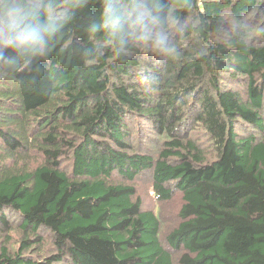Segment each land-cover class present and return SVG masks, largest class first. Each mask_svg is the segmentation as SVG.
I'll list each match as a JSON object with an SVG mask.
<instances>
[{"label":"trees","instance_id":"trees-1","mask_svg":"<svg viewBox=\"0 0 264 264\" xmlns=\"http://www.w3.org/2000/svg\"><path fill=\"white\" fill-rule=\"evenodd\" d=\"M107 2L69 0L31 51L0 40V264H264V0H119L111 42Z\"/></svg>","mask_w":264,"mask_h":264},{"label":"clouds","instance_id":"clouds-1","mask_svg":"<svg viewBox=\"0 0 264 264\" xmlns=\"http://www.w3.org/2000/svg\"><path fill=\"white\" fill-rule=\"evenodd\" d=\"M134 10V5L108 0L93 31H105L111 42L120 36ZM69 18V0H63L59 5L56 0H0V40L6 46L31 51L55 35ZM128 27L134 31L139 28L140 38L147 39L143 14L132 20Z\"/></svg>","mask_w":264,"mask_h":264},{"label":"rangeland","instance_id":"rangeland-1","mask_svg":"<svg viewBox=\"0 0 264 264\" xmlns=\"http://www.w3.org/2000/svg\"><path fill=\"white\" fill-rule=\"evenodd\" d=\"M235 88V87H234ZM247 130L250 131L252 130L251 127H247ZM156 136V135H155ZM143 137L141 139V141L143 142L144 145H146L145 147L150 150V151H155L156 147H157V139L152 140L149 139V137L145 138ZM153 143V145H152ZM139 182H137L138 185V194L140 196H142L144 203H143V208L147 209V208H152L155 213H159L161 214L164 219L166 220H171L173 218H175L178 209L181 207L183 201L181 199V194H176L172 200L170 201H166V202H161L159 200H156L153 192L151 190V186L149 184L150 181V176L149 175H143L138 179ZM13 220V219H11ZM15 221V220H14ZM16 222V221H15ZM171 224H175L176 222H172L169 221ZM177 224V223H176ZM13 226H16L17 223L12 224ZM46 237L49 236V234H45ZM21 231H15L14 233L11 235V240L8 242V245L10 244V247L12 249H16L18 244H19V239L21 237ZM164 237H162L163 239ZM51 243L49 245V242L46 241L44 244H42L41 246H39L38 251H41L43 253H45L46 255L49 253L54 252V249L51 248ZM176 254V253H175Z\"/></svg>","mask_w":264,"mask_h":264}]
</instances>
